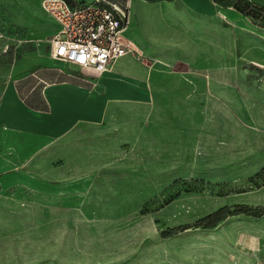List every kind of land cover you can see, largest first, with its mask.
<instances>
[{
    "label": "rangeland",
    "instance_id": "374dc122",
    "mask_svg": "<svg viewBox=\"0 0 264 264\" xmlns=\"http://www.w3.org/2000/svg\"><path fill=\"white\" fill-rule=\"evenodd\" d=\"M17 1L0 0L4 63L51 54L55 28L39 33L48 21L40 0L25 8ZM238 1L212 0L218 18L201 37L212 48L185 46L186 60L200 68L153 69L138 60L147 73L134 67L127 79L141 78L143 98L112 105L110 120L94 128V147L76 141L67 157L57 156L59 171L33 169L55 181L89 174L91 185L56 194L0 185V264H264V0H243L253 19ZM26 33L32 41L20 42ZM220 49L217 65L202 68ZM157 70L166 79L185 75L190 93L161 98L166 85L149 77ZM211 76L217 85L198 84ZM239 206L259 215L197 224Z\"/></svg>",
    "mask_w": 264,
    "mask_h": 264
},
{
    "label": "crops",
    "instance_id": "0c3cea01",
    "mask_svg": "<svg viewBox=\"0 0 264 264\" xmlns=\"http://www.w3.org/2000/svg\"><path fill=\"white\" fill-rule=\"evenodd\" d=\"M108 1L128 9L123 34L137 49L136 55L126 54L113 60L102 74L52 54L38 58L28 52L21 61L0 62V185L4 188L24 183L56 194L91 185L93 177L89 174L55 181L36 177L33 169L40 166V172L59 171V167L53 165L57 163V156L67 157L70 151L67 149L76 141H86L88 147H94V128L110 120L112 105L123 103L128 97L143 98L146 92L140 84L141 78L133 82L127 79L134 67L135 75L143 77L147 73L148 67H144L143 62L138 66V60L148 61L153 69L194 67L186 60L185 46L196 47L198 53L202 45L213 47L206 39H201L211 36L206 26L218 18L219 12L212 0ZM30 2L17 1L24 8ZM81 2L85 0L70 1L72 4ZM40 6L48 21L39 23L38 31L46 35L55 28L53 36L59 25L44 11L41 0ZM5 38L7 33L0 30V40ZM21 38L20 42L32 41L28 33ZM209 41L211 43L212 39ZM4 45L0 52L7 55L8 45ZM215 53L205 60L202 68L217 65L221 49L219 54ZM152 74L151 84L166 85L164 91H157L161 98L180 100L190 93L191 82L185 75L166 79L158 70L151 72L150 78ZM211 78L199 77L198 84L217 85V80ZM34 163L37 164L33 167Z\"/></svg>",
    "mask_w": 264,
    "mask_h": 264
},
{
    "label": "built area",
    "instance_id": "2783aa9c",
    "mask_svg": "<svg viewBox=\"0 0 264 264\" xmlns=\"http://www.w3.org/2000/svg\"><path fill=\"white\" fill-rule=\"evenodd\" d=\"M42 8L59 25L50 38L51 54L60 59L104 71L115 59L137 54L123 30L128 9L108 0L72 4L67 0H41Z\"/></svg>",
    "mask_w": 264,
    "mask_h": 264
},
{
    "label": "trees",
    "instance_id": "16d2710c",
    "mask_svg": "<svg viewBox=\"0 0 264 264\" xmlns=\"http://www.w3.org/2000/svg\"><path fill=\"white\" fill-rule=\"evenodd\" d=\"M67 1L70 2L71 0H67ZM213 1H215V0H213ZM216 3L221 4L222 2L216 1ZM222 5L230 6L233 4L231 2H227V3H224ZM234 7L238 11H240L242 14L249 15L252 19L256 17L254 12L250 11L252 8V5H250L249 2H247V1L240 0L234 4ZM251 212H253L252 209L250 207H246V206H239L232 211H228L226 208H221V209L217 210L216 212L211 213V214L203 217L202 219H200L198 221L197 224L199 225V224L205 222L204 226H212V225H215L216 223H218L219 221L223 220L228 215L239 214V213L252 214L254 216L259 215L258 213L254 214Z\"/></svg>",
    "mask_w": 264,
    "mask_h": 264
},
{
    "label": "bare ground",
    "instance_id": "6f19581e",
    "mask_svg": "<svg viewBox=\"0 0 264 264\" xmlns=\"http://www.w3.org/2000/svg\"><path fill=\"white\" fill-rule=\"evenodd\" d=\"M102 74V73H101ZM102 79V78H101Z\"/></svg>",
    "mask_w": 264,
    "mask_h": 264
}]
</instances>
